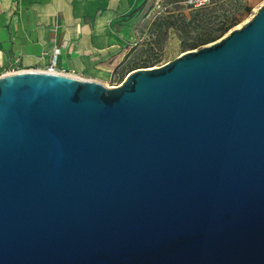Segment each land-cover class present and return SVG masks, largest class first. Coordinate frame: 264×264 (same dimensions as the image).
Segmentation results:
<instances>
[{
  "label": "water",
  "instance_id": "95a60500",
  "mask_svg": "<svg viewBox=\"0 0 264 264\" xmlns=\"http://www.w3.org/2000/svg\"><path fill=\"white\" fill-rule=\"evenodd\" d=\"M0 264H264V4L116 86L1 74Z\"/></svg>",
  "mask_w": 264,
  "mask_h": 264
},
{
  "label": "crops",
  "instance_id": "0c3cea01",
  "mask_svg": "<svg viewBox=\"0 0 264 264\" xmlns=\"http://www.w3.org/2000/svg\"><path fill=\"white\" fill-rule=\"evenodd\" d=\"M142 2L0 0V75L11 63L21 70L54 65L58 72L104 83L127 54L135 21L129 15Z\"/></svg>",
  "mask_w": 264,
  "mask_h": 264
},
{
  "label": "rangeland",
  "instance_id": "374dc122",
  "mask_svg": "<svg viewBox=\"0 0 264 264\" xmlns=\"http://www.w3.org/2000/svg\"><path fill=\"white\" fill-rule=\"evenodd\" d=\"M263 4L264 0H217L196 12L184 0H143L129 15L135 21L127 54L104 84L121 83L134 69L163 65L219 40Z\"/></svg>",
  "mask_w": 264,
  "mask_h": 264
},
{
  "label": "built area",
  "instance_id": "2783aa9c",
  "mask_svg": "<svg viewBox=\"0 0 264 264\" xmlns=\"http://www.w3.org/2000/svg\"><path fill=\"white\" fill-rule=\"evenodd\" d=\"M217 0H184L185 5L193 11H200L205 9L206 7L210 6ZM57 51L54 52V56L56 57ZM22 71L21 69L18 68L15 63H11V65L8 67V69L5 71V73H13V72H18ZM48 72H57L55 70L54 65H50L47 70Z\"/></svg>",
  "mask_w": 264,
  "mask_h": 264
},
{
  "label": "bare ground",
  "instance_id": "6f19581e",
  "mask_svg": "<svg viewBox=\"0 0 264 264\" xmlns=\"http://www.w3.org/2000/svg\"><path fill=\"white\" fill-rule=\"evenodd\" d=\"M258 11V10H257ZM254 14H252L247 20H245L243 23H240L236 28L241 27L246 21H248ZM109 75V74H107ZM108 87H112L114 85L106 84Z\"/></svg>",
  "mask_w": 264,
  "mask_h": 264
},
{
  "label": "trees",
  "instance_id": "16d2710c",
  "mask_svg": "<svg viewBox=\"0 0 264 264\" xmlns=\"http://www.w3.org/2000/svg\"><path fill=\"white\" fill-rule=\"evenodd\" d=\"M197 12V11H196Z\"/></svg>",
  "mask_w": 264,
  "mask_h": 264
}]
</instances>
